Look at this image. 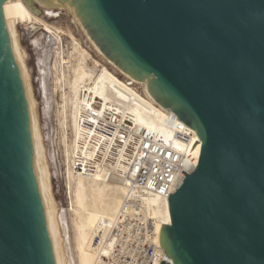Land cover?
Listing matches in <instances>:
<instances>
[{
	"label": "water",
	"instance_id": "water-1",
	"mask_svg": "<svg viewBox=\"0 0 264 264\" xmlns=\"http://www.w3.org/2000/svg\"><path fill=\"white\" fill-rule=\"evenodd\" d=\"M0 0V264H56ZM201 141L156 237L171 264H264V0H22ZM159 264H170L161 259Z\"/></svg>",
	"mask_w": 264,
	"mask_h": 264
},
{
	"label": "bare ground",
	"instance_id": "bare-ground-1",
	"mask_svg": "<svg viewBox=\"0 0 264 264\" xmlns=\"http://www.w3.org/2000/svg\"><path fill=\"white\" fill-rule=\"evenodd\" d=\"M5 20H8L14 47L18 59L21 78L25 90V99L31 123L51 230L56 264H71L60 246V232L53 198L51 174L44 155V147L34 115L35 102L30 93L28 73L16 38V26L38 27L56 41L54 60L51 66L52 89L57 100L55 116L57 121L58 146H60L64 165V186L68 202V216L72 230L75 264H99L98 255L106 253L107 248L94 244V237H106L110 227L118 219L120 206L129 191L118 179H104L103 175L85 174L75 167V157L79 142L85 141L82 111L92 101L102 104L103 108L115 107L128 113L135 125H141L160 132L172 139V130L164 126L166 113L142 97L135 86L122 82L101 65L69 33L54 27L36 17L23 4L22 0H6L3 4ZM69 39V46L64 47L62 36ZM36 40L37 37H36ZM193 130L192 128H190ZM194 131V130H193ZM56 136V135H55ZM56 140V139H55ZM174 147L187 153L188 160L195 166L198 163L201 141L194 131V142L186 150L182 144L174 141ZM92 152L85 154V159L92 157ZM189 168L188 170H190ZM133 193V192H131ZM144 211L156 218V224L170 223L168 200L157 196H141ZM157 226V225H156Z\"/></svg>",
	"mask_w": 264,
	"mask_h": 264
},
{
	"label": "built area",
	"instance_id": "built-area-1",
	"mask_svg": "<svg viewBox=\"0 0 264 264\" xmlns=\"http://www.w3.org/2000/svg\"><path fill=\"white\" fill-rule=\"evenodd\" d=\"M82 114L85 141L79 142L75 167L85 174L118 179L130 192L106 237H94L95 245L107 248L106 253L100 251L99 264H159L161 259L171 264L157 242L156 218L144 211L141 196L168 200L185 178L181 172L190 173L196 167L187 153L174 147L176 141L189 149L194 131L179 118L166 115L163 124L173 133L168 139L135 125L128 113L103 108L99 100L85 105ZM90 152L92 157L85 159Z\"/></svg>",
	"mask_w": 264,
	"mask_h": 264
},
{
	"label": "rangeland",
	"instance_id": "rangeland-1",
	"mask_svg": "<svg viewBox=\"0 0 264 264\" xmlns=\"http://www.w3.org/2000/svg\"><path fill=\"white\" fill-rule=\"evenodd\" d=\"M16 38L29 76L30 93L35 102L34 115L51 174L52 194L57 208L56 219L61 237V250L66 261L75 264L72 230L67 212L68 202L64 186V165L60 146L57 143L55 116L57 97L52 89L51 66L54 60L56 41L52 35L46 34L39 27L34 30L31 26L26 27L22 24L16 26ZM62 42L64 47L69 46V39L66 35L62 36Z\"/></svg>",
	"mask_w": 264,
	"mask_h": 264
},
{
	"label": "snow or ice",
	"instance_id": "snow-or-ice-1",
	"mask_svg": "<svg viewBox=\"0 0 264 264\" xmlns=\"http://www.w3.org/2000/svg\"><path fill=\"white\" fill-rule=\"evenodd\" d=\"M199 139V138H198Z\"/></svg>",
	"mask_w": 264,
	"mask_h": 264
}]
</instances>
